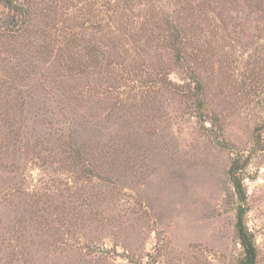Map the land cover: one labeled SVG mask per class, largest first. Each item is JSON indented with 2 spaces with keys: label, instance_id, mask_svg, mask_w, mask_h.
<instances>
[{
  "label": "rangeland",
  "instance_id": "rangeland-1",
  "mask_svg": "<svg viewBox=\"0 0 264 264\" xmlns=\"http://www.w3.org/2000/svg\"><path fill=\"white\" fill-rule=\"evenodd\" d=\"M12 1L0 264H264V0Z\"/></svg>",
  "mask_w": 264,
  "mask_h": 264
},
{
  "label": "trees",
  "instance_id": "trees-1",
  "mask_svg": "<svg viewBox=\"0 0 264 264\" xmlns=\"http://www.w3.org/2000/svg\"><path fill=\"white\" fill-rule=\"evenodd\" d=\"M6 7L13 11H17V6H14L12 0H0ZM14 20V19H13ZM256 143H259L257 141ZM77 155V154H76ZM247 162V160H246ZM238 159H235L229 167L228 174L230 176L231 182L234 186V192L237 197L236 205V221H235V232L243 251V258L240 264H256L257 252L255 244L253 241L252 234L248 231L246 225L244 224V216L247 210L246 204V191L242 186V179L240 178L239 171L240 165H237Z\"/></svg>",
  "mask_w": 264,
  "mask_h": 264
}]
</instances>
